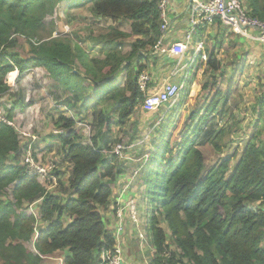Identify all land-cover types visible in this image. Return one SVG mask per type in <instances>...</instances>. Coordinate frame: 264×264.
<instances>
[{"label": "trees", "instance_id": "16d2710c", "mask_svg": "<svg viewBox=\"0 0 264 264\" xmlns=\"http://www.w3.org/2000/svg\"><path fill=\"white\" fill-rule=\"evenodd\" d=\"M245 2L247 15L264 22V0ZM59 3L87 4L96 18L129 21L131 35L112 30L102 38L105 48L118 39L139 36L148 37L146 42L153 47L160 36L158 0H0V95L10 90L7 75L41 66L73 91L99 87L94 93L95 101L114 103L119 108L118 125L126 124L138 101L143 99L137 78L155 59L140 53L147 45L138 40L125 65L121 53L112 49L104 60L89 66L78 45L51 38V34L40 38L44 19L54 14ZM16 36L29 41L27 59L5 53L15 46ZM76 62L85 68L87 79L75 72ZM201 64L211 71L221 68L214 52L207 55L205 62L199 59L197 68ZM121 72L123 82L113 84L112 80ZM201 89L205 92L208 86L204 84ZM218 96L214 88L206 93L207 113L217 111ZM263 101L264 97L258 105V117L264 115ZM226 110L218 111L219 123L205 124L206 115L199 118L193 131L182 137L176 147L169 144L166 135L162 136L160 147L152 155L148 196L153 209H160V217L150 215L148 220L154 250L149 264H264V139H259L264 132V117L254 126L253 136L233 169L229 165L236 152L232 159L226 158L205 170L199 151L200 147L210 145L220 152L223 140L239 131V120L230 111L225 115ZM8 118L11 119V113ZM98 120L108 124L110 116L98 114ZM61 121L65 122L67 132L56 139L71 165L64 189L59 182L63 175L52 172L60 191L51 193L36 176H28L20 160L16 132L0 123V264H43L59 251L66 253L62 264H108L101 257L112 253L115 238L100 209L108 207L111 187L117 183L119 171L107 160L95 139L91 146L76 143L74 122ZM10 186H13L12 200L2 199ZM36 202H39L35 205L37 217L28 211ZM253 205L259 206V210ZM162 223L167 231L161 227ZM35 230L39 232L33 237ZM32 237L35 253L24 247Z\"/></svg>", "mask_w": 264, "mask_h": 264}, {"label": "rangeland", "instance_id": "374dc122", "mask_svg": "<svg viewBox=\"0 0 264 264\" xmlns=\"http://www.w3.org/2000/svg\"><path fill=\"white\" fill-rule=\"evenodd\" d=\"M241 1L243 6H247L245 0ZM76 4L59 3L54 14L44 19L43 31L39 33V37H47L48 34H51V38H59L78 45L89 66L96 61L104 60L106 53L112 49L121 53L125 65L130 57L132 46L137 45L138 40L147 45L141 48L140 53L148 54L154 48L150 42H146L149 38L145 36L118 39L110 47L105 48L102 38L112 30L127 36L131 35L130 22L127 20L114 22L109 19L96 18L92 15L90 6ZM224 31L230 34L226 28L219 29V32ZM229 34L226 37H219L214 44L215 47H211L212 49H210L211 45L208 41H205V59L210 52H214L220 61L221 68L218 71H211L205 66L202 67V64L200 68H197L196 65L197 69L195 72L191 71L188 83L190 84L193 79L196 85L193 86V89L191 85H187V90L174 105L148 110L143 108L142 99V101H138L137 107L124 125L117 123L119 108L114 103L98 104L95 101L94 93L99 90L97 86L85 87L83 84L85 88L81 87V89L73 91L53 79L41 66L29 68L21 74L14 71L7 75L6 82L10 91L0 97V116H2V121H9V125L13 127L18 136L22 165L26 169L24 159L27 157V149L30 146L32 150L30 155L34 164L44 170L42 178L37 177L41 185L50 193L52 191L59 192V185L49 183L47 177L50 172H58L57 174L63 175L59 182L61 181L60 184L64 189V185L68 184L67 176L71 164L65 150L56 139L58 135L67 132L64 127L65 122L61 119L72 120L75 124L76 122H86L87 129L73 124L72 128L78 137L76 143L91 146L95 139L97 146L104 149L102 153L108 157V161L115 165L120 175L117 177V183L111 187L110 203L108 207L100 209L101 214L105 221L111 224L110 228L114 233L113 222L117 224L118 219L113 221L112 214L116 209L123 233L125 234V230L128 228L131 233L136 234V238L140 242V244L138 242L137 245L134 244V240L129 237L131 233L128 230L126 238L122 237V233V239L131 242L129 245L124 241V246H127L126 253L138 251L139 254H144L147 264L148 255L151 254L149 251L153 250L148 234V220L150 215H155L158 219L160 217V209L154 210L149 202L147 178L150 172H153L150 161L156 148L160 147L162 136L166 135L169 144L176 147L182 137L188 136L193 131L199 118L206 115L205 124L219 123L221 118L218 111L227 109L225 115L230 111L234 115V119L236 118L240 122L237 134L223 140L220 152H216L210 145L198 148L202 154L205 170L226 158H231L233 152H236V156L231 158L232 161L229 165L230 169H233L244 146L253 136L254 126L264 117V115L258 117L259 112L257 111L260 109V99L264 97V46L261 43H258L260 45L258 46L255 42L252 46L248 45V40L245 39H242L243 43L241 44V39H234ZM13 39H15V46L5 50V53L11 52L13 55L20 56L21 59H27L30 51L29 41L22 36H16ZM218 50L222 51L217 52ZM164 57L160 56L155 59L158 65L162 64L160 67L163 71L162 74L177 61L175 60V63L174 59L164 61ZM205 61L203 60V62ZM182 63H186V60L184 59ZM75 65V72L81 78L87 79L85 68L77 62ZM149 67L155 68L157 65L149 63ZM154 72L156 71H153V74ZM123 80L124 73L121 72L112 82L120 85ZM204 84L208 86L205 92L201 89ZM212 88L219 92L218 106L216 107L217 111L207 113L206 93ZM85 103L87 105H84ZM261 105L264 106V101L261 102ZM9 112L11 119L8 118ZM98 114L109 115V123L101 124ZM225 115L223 114V117ZM259 139H264V132L259 136ZM35 145L36 148H34ZM52 145L55 146L52 148ZM175 147L173 153L176 150ZM116 151H119V154H116ZM167 157L168 154H165L164 158ZM12 189L13 186L8 187L2 194V199L11 201L10 190ZM253 207L259 210L257 208L259 206L253 205ZM132 208L135 211L134 219L130 213ZM30 210L37 215L35 207ZM137 220L138 224L136 225ZM65 223H68V220ZM161 227L167 231L166 224L162 223ZM33 237L30 242L24 243V247L27 251L35 253ZM120 239L116 244L120 248L122 256V241ZM175 250L180 253L179 250ZM65 255L64 251L56 252L44 260L43 264H62L61 261Z\"/></svg>", "mask_w": 264, "mask_h": 264}, {"label": "built area", "instance_id": "2783aa9c", "mask_svg": "<svg viewBox=\"0 0 264 264\" xmlns=\"http://www.w3.org/2000/svg\"><path fill=\"white\" fill-rule=\"evenodd\" d=\"M157 9L159 12L160 36L152 51L148 52L147 55H150V60H154L156 57H162L168 54L177 61L176 63L174 62L175 64L170 68L168 76L160 80L157 86H155L152 81L149 64L145 66V69L139 74L137 85L143 97L142 106L148 110H156L159 107L170 104L174 105L180 99V96L187 90L186 86L189 85L191 71L195 72L199 59L206 60L205 41L207 40L206 35H208L211 29H216L218 26H221L226 28L233 35L256 40L264 46V22L249 17L241 0H188L186 27L180 32V39L164 47L162 43L169 37L171 29V0H158ZM248 30L258 31L257 37L254 38L250 36L247 33ZM184 59L186 63H182ZM152 85L156 88L154 87L150 91L149 87ZM0 97L3 96L0 95ZM0 123L9 125V121H2V116H0ZM74 125L87 129L86 122H76ZM27 152V157L24 159V162L27 166L26 170L28 176H39L42 178L44 170L34 164V160L30 155V152H32L30 146H28ZM115 153L119 154V151ZM47 177L49 183L56 185V178L53 176L52 172H50ZM37 204H39V202L29 206V211L36 217L37 215L30 210V208L33 209ZM130 213L133 217L135 214L133 208L130 210ZM115 214L116 219H118L113 233L115 246L112 253L107 252L102 255L101 261H106L108 264H124L121 250L116 244L123 233L121 229L122 225L120 224L117 213ZM137 224L138 220L136 221V225ZM36 236L37 231L35 230L34 237Z\"/></svg>", "mask_w": 264, "mask_h": 264}, {"label": "crops", "instance_id": "0c3cea01", "mask_svg": "<svg viewBox=\"0 0 264 264\" xmlns=\"http://www.w3.org/2000/svg\"><path fill=\"white\" fill-rule=\"evenodd\" d=\"M187 8H188V0H171V9H170V17H171V26H170V34H169V37L162 43V46H166L170 43H173L175 40L177 39H180V32L183 31V29L186 27V20H187ZM222 28L221 26H218L216 29H211L209 32H208V35L207 36V41L209 43L210 46V49L214 48L215 47V43H216V40L222 37H226L229 33H226L225 31L224 32H219V29ZM247 33L252 36V37H257L258 35V31L256 30H248ZM231 36L235 38H239L241 39L240 41L241 44L243 43V40H248V45H253V42L256 43V45L258 44V42L256 40H253V39H248V38H245V37H242V36H236V35H233V34H229ZM222 36V37H221ZM233 39V40H234ZM243 39V40H242ZM224 41V39H223ZM221 41V42H223ZM220 42V41H219ZM260 44V43H259ZM258 44V46H260ZM212 47V48H211ZM240 49V48H239ZM222 50H218L217 52H220ZM216 53V52H215ZM165 56V55H163ZM162 56V57H163ZM174 57L166 54V56L164 57V61H166L167 59H173ZM219 59V57L217 58ZM174 62H175V58H174ZM157 65V67H149V69L151 70V76H153L152 78V81L153 83L155 84V86H157V83L160 82V80L166 78L168 76V73L170 72V68L167 69V71L162 74V69L160 68L162 66V64L159 63L158 65V62L155 61L153 62ZM152 63V64H153ZM205 66V65H204ZM153 71H156L154 72L153 74ZM193 78V77H192ZM191 85V88L193 89V86L196 85L195 84V81L192 79V81L190 82L189 86ZM155 86H150V91L151 89H153ZM156 88V87H155ZM191 89V90H192ZM192 92V91H191ZM197 95V94H196ZM116 201V200H115ZM115 215V214H114ZM112 214V218H113V221H116V217ZM126 217V216H125ZM127 218V217H126ZM111 226V224L109 225V227ZM113 229L115 230V227H116V224L113 222ZM126 228V226H125ZM111 229V228H110ZM128 230V228H126L125 230V234L123 233L122 237H127L128 235H126V231ZM129 233L130 230H128ZM128 233V232H127ZM120 239V241H122V258H123V263L124 264H146V256L144 254H139L138 251L134 252V251H131L129 252L128 254L126 253L127 252V246L125 247L124 246V241L125 243H129V245H131V242L129 240H124V239ZM129 237L131 239L134 240V244L137 245V242L140 244L139 240H137L136 238V234L135 233H131L129 235ZM126 245V244H125ZM152 246V245H151ZM125 247V248H124ZM154 250L150 249L149 251V254L148 257H149V260L147 262V264H149V261H151V259L153 258L154 254ZM145 258V259H144ZM62 262V261H61Z\"/></svg>", "mask_w": 264, "mask_h": 264}]
</instances>
